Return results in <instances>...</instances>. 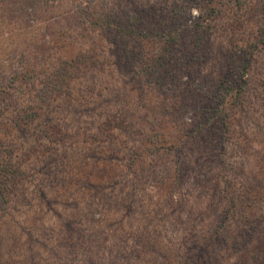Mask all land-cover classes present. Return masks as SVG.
Returning <instances> with one entry per match:
<instances>
[{"label":"trees","instance_id":"trees-1","mask_svg":"<svg viewBox=\"0 0 264 264\" xmlns=\"http://www.w3.org/2000/svg\"><path fill=\"white\" fill-rule=\"evenodd\" d=\"M64 1L0 0L2 18L54 21L33 43L32 66L0 71V264H225V253L226 264H264V159L247 173L241 163L230 162L241 154L237 149L249 155L243 153L249 129L258 134L264 123V0H181L192 4L197 17L176 3L123 11L110 0H70V6ZM234 6L244 13L231 19V45L214 80L194 71L191 77L200 83H181L183 68L208 63L216 38L212 23L224 11L230 19ZM246 25L254 29H241ZM77 27L105 35L107 47L98 40L83 46L89 36ZM47 34L54 44L45 45ZM76 38L83 43L71 48L67 42ZM108 65L127 78L110 92L122 107L110 115L105 89L89 105L83 98L98 91L93 82L72 105L73 87ZM19 79L34 82L28 97L16 91L25 106L19 100L8 104ZM5 81L15 85L7 88ZM10 107L13 115L6 119ZM46 107L62 108L67 119V112H91L99 123L86 127L84 139L79 127L74 132L61 119L44 121ZM43 138L62 142L65 151H45L36 141ZM119 150L128 169L118 181L115 168L99 162L113 165ZM37 175L41 179L34 183ZM190 179L208 192L211 207L225 202L216 211L221 225L204 224L206 212H195L180 227L186 209L177 199ZM127 184L128 193L119 192ZM149 188L151 208L138 197L145 198ZM21 205L28 207L22 223L15 219ZM120 209L121 218L109 221L107 212ZM129 235L138 248L126 245ZM9 245L24 257H8Z\"/></svg>","mask_w":264,"mask_h":264},{"label":"rangeland","instance_id":"rangeland-1","mask_svg":"<svg viewBox=\"0 0 264 264\" xmlns=\"http://www.w3.org/2000/svg\"><path fill=\"white\" fill-rule=\"evenodd\" d=\"M69 1L70 0H65L64 3L69 5ZM112 1V3L115 6L116 10H132V9H137L138 10H142L145 9V7L148 8H158L161 6H165L166 4H172V3H176L177 5L181 6L182 9H185V14L188 16V13L192 15V17H197L199 16V13L196 9H191L190 4H183L181 5V0H110ZM184 1V0H183ZM65 5V6H67ZM65 10V9H63ZM1 11V10H0ZM240 13H244V11L238 9L237 7L234 6L233 11L230 13L231 18L229 19V14H227L225 16V11L224 14L220 17L217 18V20H215V22L212 23V26L214 29H216V38H215V46H214V50L211 53L208 63L207 64H202L203 66H198V64H190L189 68H183L182 70V75H181V79L180 82L181 83H185L189 86V82H195L196 84L200 83V79L197 78L196 75H194V77H191V73H193L194 71H200L202 75H204V77L207 78V80H212V77H216L218 71L222 68V65L224 64V59L226 58V49L229 48V46L231 45L229 43L230 38H231V31H229L228 29H232L230 28V24H231V19L235 18L240 15ZM169 15V13H168ZM62 22L65 21L64 18L60 19ZM49 21V22H48ZM54 21L47 19L46 22L45 21H34V20H29L27 23H25L24 21H13L9 18V16H7L6 18H2L0 16V71L3 72V74H10L11 72L13 73L15 70H20L22 69V67L24 66L25 68H29L30 66L33 65V59H30V54L34 53V47H33V43L35 45L36 39H40V36L42 35L43 31L45 30V26L49 23H52ZM56 22V21H55ZM249 28H248V27ZM79 33H84L87 34L89 37L84 39V44L83 46H87L89 45L88 43H94V42H103L104 47H107L105 44V35H101L99 32H94V31H86V30H81L82 28L77 27L76 28ZM241 29H250L251 31L254 29L253 26L250 25H246L243 26V28ZM41 34V35H40ZM83 34V35H84ZM51 36H53L52 34H47L46 36V43L45 45L48 46L50 44H54V41ZM57 37V36H56ZM96 40V41H94ZM98 40V41H97ZM67 43H71L70 47H79L80 44L82 45V41L79 39H74L71 42H67ZM25 52V53H23ZM105 54V53H103ZM225 54V57L224 55ZM106 55V54H105ZM263 59H264V53L262 54ZM31 61H32V65H31ZM264 64V63H263ZM195 67H197V69H193ZM264 67V66H263ZM11 68V69H10ZM32 69V68H31ZM264 69V68H263ZM10 72V73H7ZM8 75H3V77H7ZM2 77V78H3ZM205 78V79H206ZM212 78V79H211ZM84 81L83 83H80L82 85H80L78 88L77 86L73 87V91H72V95H73V99L75 102H73L72 105L77 106V100H80V94L85 93L87 90V86L91 85V82L94 83L95 87L97 88V92L94 91L93 93H89L88 95L86 94V97L83 98L84 100L87 101V103H89V105L92 103L93 100H99L98 95H100V91L102 89H105V104L108 106V110L110 115L115 114V112L117 110H119L122 106L119 105H115L113 103V99H112V94L110 95L111 90H115L118 89L117 86L120 84V82L127 80V78H124V74H123V70L117 68V67H112L110 65L107 66V70L106 71H101L100 73H92V72H88L87 78H82ZM33 79H29V80H20L17 82L16 84V88H14V90L12 91V89H10L9 91L11 93H13V95H15V98H12L8 101V104H14L16 101L19 100L18 103H24L27 102L25 99H23L22 96H29V92L31 91V88L34 84V82L32 81ZM131 80V79H130ZM133 80V79H132ZM214 80V79H213ZM0 82H3L2 79H0ZM6 82V81H5ZM7 83V88H10L12 86L15 85V83L13 82H6ZM16 89V90H15ZM17 90L19 91H23L22 96L21 93L19 94L18 92H16ZM179 94H181V92H179ZM103 97V96H102ZM104 98V97H103ZM264 99V96H263ZM63 100H66V98H62L61 102ZM82 100V99H81ZM90 101V102H89ZM264 102V101H262ZM261 102V103H262ZM56 105L60 103V100L55 102ZM27 103H24L23 106H25ZM4 104L0 103V108L3 109ZM56 105H54L56 107ZM53 106V107H54ZM133 106H129L128 108H130V110H132ZM262 111V110H261ZM100 113V110H97L96 113ZM13 108L10 107L7 110V114H6V119L10 118L13 114ZM42 113L44 114V121H46V117H49L51 119H61L62 120V124H65L70 130H74V132L76 131V127L80 128L81 131V135L84 139H86V127L88 126H92V127H96L98 125V120L95 117V114L91 113V112H86V111H82L80 110V112L75 115L72 112H70L72 115H70L69 112H67V116L69 117L68 119L66 118V116L63 115L62 112V108L58 109V108H52V107H46L43 109ZM80 114V115H79ZM264 115V114H263ZM191 121V115L187 114L185 115V122H190ZM68 125V126H67ZM251 132L249 133V141H246L245 144H248V146H246V150L243 153H249V155L246 154H242V152L240 151V149H237L235 152L237 153H241V154H236L234 153L233 157L231 158L232 163H234L235 166H239V164L241 163L242 166L244 167L245 173L251 171V169L253 168V165L257 166L258 162L261 159H264V123L262 124L261 130L258 132V134H255L256 129H249ZM95 132V131H94ZM94 132H89L90 136L93 135ZM257 132V131H256ZM117 134L120 135L119 132H117ZM124 138V137H123ZM30 139L29 142L32 143V145H35V138H28ZM127 138L125 137V140ZM38 143L43 144L44 145V149L45 151L47 150V147H56L60 149V153L65 151L66 146H63L62 142H57L55 144H52L49 142L48 139L43 138L40 140H36ZM19 142H21V138H19ZM62 144V145H59ZM29 145V144H28ZM57 145V146H56ZM132 145V144H130ZM104 150H106L107 145H103L102 147ZM44 154V153H43ZM41 154V155H43ZM246 155V157H245ZM46 157V156H45ZM126 154L124 151L120 152V150L118 151V153L116 154L115 158H114V164L110 165L106 160L105 161H101L99 162L100 167H104L106 165V169H110L111 167L115 168V172L118 175V181L119 178H122L120 175L123 173L125 175V170L128 169L127 167V162L125 160ZM97 163V162H92V164ZM215 166H213L212 169H214ZM93 169V168H91ZM84 169H81V171H83ZM74 171V170H73ZM75 171H79V168H75ZM84 171H90V168L87 167ZM215 171L216 175L217 172ZM209 176V172L206 173ZM200 175L198 178L201 179V175L203 174H199ZM195 175L192 173V177H194ZM230 179H232L234 177L233 173H230L229 175ZM131 178V176H128V179ZM210 178V176H209ZM40 176L37 175L36 180L34 181V183H36L38 180H40ZM121 180V179H120ZM244 183V182H243ZM240 184H242L241 180L239 181V183L237 184V187H240ZM28 188H32L31 185L27 186ZM190 188L185 187L182 191V194H184V196H178V201L181 202V206H183L186 209V212L184 214H182L181 217V221L182 224L180 225V227L182 229H185L186 225H184V222H188L189 221V215L191 213H195V212H206V214L203 215L202 220L205 221L204 224H215L218 225L220 223V225L222 224L221 219H220V213H216L217 210H221L223 205L225 204V202L223 201L221 204L216 203V205H214V207H211L210 202H211V198L208 196V192H206V190L204 191V188H198V186L196 185L195 181H193L192 179H190ZM119 189V188H117ZM129 184L125 185V188L123 189H119V192L121 191L122 193L124 192V194H127L129 191ZM31 192H33L31 190ZM154 194V190L149 188L148 190H146L144 192V195L146 196L145 198H143V194L141 196L138 195V197L140 199H144L145 202L144 205L148 206L149 208H151L149 206V202L148 200L150 199V196ZM184 198H186V201L189 200L187 203ZM210 206V207H209ZM20 209L22 210V212L17 213V217H15V219H17L20 223L24 222V213L26 212V210L28 209L27 206L25 205H21L19 206ZM211 208V209H210ZM153 209V208H152ZM124 210L120 209L118 211H113V213L107 212V217L109 221L112 220H117L120 219L122 216V212ZM191 211V212H189ZM35 213V214H34ZM34 213H30L28 214L29 216H35L37 215V212ZM250 216L248 214V217L250 219H255L254 216L251 215L252 212H249ZM48 218L46 220V222L48 224H52V218L50 217L49 214ZM247 216V215H246ZM256 220V219H255ZM223 221V220H222ZM237 222V220H235ZM217 222V223H216ZM253 221L247 223V225H250ZM203 225V224H202ZM233 226V231H238L237 227L238 225H235V223L232 222L231 224ZM221 232H223L222 230H220ZM223 238L224 239H228L227 237L225 238V231L223 232ZM112 234V233H111ZM237 235H241L240 233H238ZM22 236V235H20ZM25 236H23L22 239H24ZM113 240V238H112ZM111 240V241H112ZM134 240L135 238L132 235L128 236V239L126 240V245L129 248H132L133 246L138 248L139 246L134 244ZM126 246V247H127ZM9 250L6 252L7 256L12 258L13 261L18 260L20 258H23L24 256L21 254L20 249L15 251L12 247V245H9ZM9 251H11L9 253ZM217 254H212V257L215 258ZM7 256L5 255V258L7 260ZM227 254L225 253V264L227 263ZM133 263L138 264V262L133 260Z\"/></svg>","mask_w":264,"mask_h":264}]
</instances>
